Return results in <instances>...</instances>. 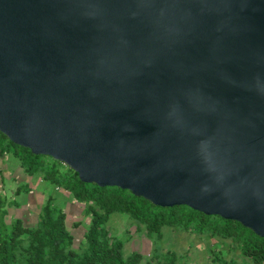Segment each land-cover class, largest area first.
Masks as SVG:
<instances>
[{"label":"water","instance_id":"1","mask_svg":"<svg viewBox=\"0 0 264 264\" xmlns=\"http://www.w3.org/2000/svg\"><path fill=\"white\" fill-rule=\"evenodd\" d=\"M0 133L264 238V0H0Z\"/></svg>","mask_w":264,"mask_h":264},{"label":"trees","instance_id":"2","mask_svg":"<svg viewBox=\"0 0 264 264\" xmlns=\"http://www.w3.org/2000/svg\"><path fill=\"white\" fill-rule=\"evenodd\" d=\"M0 155L6 156L3 159L6 171L19 169L29 178L12 194L13 198L21 195L23 198L11 201L9 206L20 208L23 199L24 203L27 201L33 182H39L38 186L46 195L39 204L34 226L24 225L19 218L6 224L7 202L0 195V264H190L187 252L181 255L171 249L161 251V238L167 229L188 234L190 247L196 236L214 241L207 249L213 261L219 264H264V238L236 221L204 215L182 205L159 207L127 190L83 183L63 163L49 156L33 155L28 149L10 142L2 133ZM0 175L3 177L1 169ZM8 178L16 181L10 174ZM46 188H51L52 192ZM58 197L61 202L57 201ZM70 203L83 206L82 219L72 224V227H84L76 248L64 211ZM112 217L124 218L134 227L135 233H144L153 240L150 257L138 252L125 255L124 245L130 232L125 231L121 238H116L109 222ZM227 241L242 256L240 263L233 259L226 261L218 249Z\"/></svg>","mask_w":264,"mask_h":264},{"label":"rangeland","instance_id":"3","mask_svg":"<svg viewBox=\"0 0 264 264\" xmlns=\"http://www.w3.org/2000/svg\"><path fill=\"white\" fill-rule=\"evenodd\" d=\"M5 155H0V169L3 170V177L0 175V195L6 198L5 209L7 215L5 217L6 224H9L11 220L19 218L22 219L24 225L34 226L37 221V215L39 212V204L46 198V195L41 191L39 187V182H33L30 184L31 193L26 197L27 201L21 205L20 208L15 206H9L11 201L20 200L23 196H18V198H13V192L18 186L22 188V182L28 181L29 178L19 169L15 170L9 169L6 171L3 159ZM10 178L16 181H10ZM43 189V187H42ZM50 193L51 188H46ZM42 192V193H41ZM57 201L61 202V198L58 197ZM83 206L80 204L70 203L64 208L67 214L66 225L71 229V234L73 236L74 245L76 248L82 239V234L84 232V227H72V224L78 222L82 218L80 217ZM110 222L111 232L116 238H121L125 231L130 232V238L125 242L124 253L128 255L131 252H138L144 257H150L153 250V240L148 239L144 233H135L134 227L122 217H112ZM191 238L188 234L178 231H173L172 229H167L163 231V236L161 238V251L165 252L166 249H171L177 254H186L190 264H219L213 261L212 255L208 252V247L214 244V241L207 240L203 237L196 236L192 239V247L189 246ZM221 254L224 256L225 260L229 259L235 260L237 263L242 261V256L238 250H235L234 246L230 241L227 244L220 246ZM216 249V251L218 250Z\"/></svg>","mask_w":264,"mask_h":264}]
</instances>
